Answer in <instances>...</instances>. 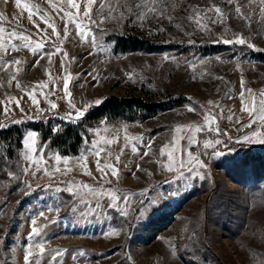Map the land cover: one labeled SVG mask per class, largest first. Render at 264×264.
I'll return each instance as SVG.
<instances>
[{
  "label": "rangeland",
  "instance_id": "374dc122",
  "mask_svg": "<svg viewBox=\"0 0 264 264\" xmlns=\"http://www.w3.org/2000/svg\"><path fill=\"white\" fill-rule=\"evenodd\" d=\"M101 3L106 19L96 24L101 28L100 35L93 25L92 32L82 37L71 22L65 33L64 13L76 12L67 0H30L39 8L31 17L23 0L19 6L15 0H0V26L49 46L35 53L31 48L0 52V59L22 61L6 71L0 68V125H5L0 129L35 115L77 123L113 96L147 101L186 97L188 101L145 122L104 118L93 123L89 141L96 140L111 152L108 162L119 169L118 179L110 170L101 179L97 157L88 153L91 143L78 156L86 154V160L70 158L67 164H57L56 150L44 156L43 148L37 158L45 157L51 176L30 166L24 159L23 146V169L29 170L24 172L22 184L17 189L11 188L10 181L0 184V264H25L29 245L33 264L41 256V264H264V168L244 163L245 152L264 157V143L258 142L264 138V120L256 119L249 127L253 117L241 110L244 89L253 90L257 101L264 98L260 96L264 90V59L252 55H264V2L156 0L153 4V0H97L92 11L97 21ZM79 4L82 14L84 0ZM148 7L157 11H147ZM142 12L145 15L139 18ZM50 24L55 25L59 39ZM129 34L177 45L149 52L117 51L111 36ZM237 38L244 39L245 44L235 43ZM225 40L233 43L226 44ZM11 43L21 45L24 41L13 38ZM205 46L225 49L204 53L201 48ZM13 73L15 78L10 79ZM40 83L46 87L36 88L34 103L28 93L33 92L31 86ZM97 100L101 102L97 104ZM78 111L84 115L77 118ZM208 112L217 117L211 121V131L204 118ZM190 124L204 130L174 131L176 126ZM29 132L37 133L28 128L25 136ZM190 136L194 138L191 145ZM245 136L250 139L244 141ZM105 137L117 142L104 145ZM36 139L38 142V134ZM207 141L211 146L205 147ZM168 153L173 154L172 160ZM181 156L183 166L179 163ZM57 167L59 172L55 171ZM66 169L70 171L63 175ZM66 181H82L94 186L99 194L73 185L77 194L71 195L63 190L69 186ZM40 189L42 193L34 197L32 193ZM82 198L89 203L81 202ZM142 202L145 205L137 210ZM173 210L177 211L174 220L158 233L152 221ZM33 220L40 234L29 240ZM41 242L43 254L38 247ZM53 250L63 253L54 262Z\"/></svg>",
  "mask_w": 264,
  "mask_h": 264
},
{
  "label": "trees",
  "instance_id": "16d2710c",
  "mask_svg": "<svg viewBox=\"0 0 264 264\" xmlns=\"http://www.w3.org/2000/svg\"><path fill=\"white\" fill-rule=\"evenodd\" d=\"M94 32L100 35L99 25L94 26ZM114 40L116 50L121 53L135 51H155L166 47L175 48L177 44L156 43L145 39L144 36L129 34L126 36H111ZM49 49L48 44L44 43ZM204 53L220 52L224 46H205L201 48ZM255 57L264 59V55L253 53ZM188 100L186 97L173 98L167 101H147L140 97L131 96L128 98L110 97L98 108L86 113L82 120L77 123L68 122L61 118L47 119L41 116L19 118L9 127L0 129V184L6 181L11 182V188L17 189L22 184L24 174L23 160L20 150L23 147L25 130L30 128L37 132V146L45 149L44 156L50 150L58 151L62 157H78L86 146L85 139H90L89 129L93 123L104 118L112 121L145 122L155 117L159 112H165L174 107L182 106ZM56 127V128H55ZM244 163L246 165L256 164L264 168V157L248 155L245 152ZM11 173V175H9ZM42 190L32 193L37 197ZM146 202L140 203L137 210L141 209ZM177 211H167L152 221V225L158 233L164 232L168 225L174 220Z\"/></svg>",
  "mask_w": 264,
  "mask_h": 264
},
{
  "label": "snow or ice",
  "instance_id": "6c2138e0",
  "mask_svg": "<svg viewBox=\"0 0 264 264\" xmlns=\"http://www.w3.org/2000/svg\"><path fill=\"white\" fill-rule=\"evenodd\" d=\"M16 4L19 6L22 3V0H15ZM85 2V10L84 12L81 14L79 11V0H67V4L68 6H70L71 8H75L76 12L75 14H73L72 12H65L64 13V19H65V33L67 35V24L69 22L74 23L76 25L77 28V33L78 35L82 36V37H87V35L89 33L92 32V26L96 25L97 23L102 24L104 22V19H106V17L103 16V9L105 8V5L103 3H101L99 5L100 11H101V16L99 21H97L96 19L93 18L92 16V11H93V7L96 5L97 0H84ZM228 3H232L233 0H227ZM262 2H264V0H262ZM24 6L25 8L29 11V16L31 17V15L34 12H39V8L38 6L33 7L30 4V0H23ZM156 3V0H153V4ZM137 7H140V5H137ZM215 8V11L220 14L223 15V13L221 12V9L219 7H216L215 5L213 6ZM147 11H151V12H156L157 9L155 7H148ZM237 11L240 12V7H237ZM196 12V18L198 19L200 16V9L199 7H197L195 9ZM262 13H264V9H262ZM122 15V14H121ZM145 15V13H140L139 14V18H143V16ZM0 18H3V14H0ZM42 19H46V18H42ZM189 19H193V17H189ZM245 19H248L247 17H245ZM47 22V20H46ZM50 26L53 28V34L59 39V32L56 30L55 25L54 24H50ZM202 27H206V25H202ZM7 32V30L3 27L0 26V52H8L9 49L11 50H19L20 48H31L33 53H35L38 49L44 47L43 43H40L39 41L33 42L31 40V37H29L28 35L22 34V33H18L15 30H12L11 32H7L8 38H9V42L6 44L5 40H4V36L5 33ZM13 38H18L21 39L22 41H24V43H22L21 45H16L11 43V39ZM50 39V38H49ZM226 44H231L233 43V41H229V40H225L223 41ZM33 43H35V47H32ZM92 43L93 45H95V36H92ZM235 43L238 44H245V40L242 38H237L235 40ZM250 47H252L251 45H249ZM52 53H49V60L51 57ZM66 55V53H65ZM22 63V61L20 59H13L10 61H5L3 59H0V68L4 69L5 71L7 70V67L11 66V65H20ZM15 73L11 74L10 79H14L15 78ZM243 81H242V87H243ZM17 86L19 87V82H17ZM33 88V92L32 93H28L30 99H33L34 103H36L35 101V90L36 88H44L46 87L45 84L40 83L37 85H33L31 86ZM64 88H65V92L67 93V89H68V82L67 80H65V84H64ZM245 92L248 94L247 97L245 96ZM260 96L264 97V90H261L260 92ZM10 99H15V98H10ZM241 99H242V111H247L249 113L250 116L253 117V120L250 122V124L248 125L249 127L251 126V123H254L256 119L259 120H264V98L260 99L259 101L256 100L255 98V94L253 93V90L251 89H244L241 93ZM101 101L97 100L96 103L99 104ZM17 106H19V101H16ZM209 104L211 105L212 102L209 101ZM52 107H56V105H52ZM216 107H220L219 105H216ZM190 111H195L194 108H190ZM8 112V108H5V113L7 114ZM84 113L82 111H78L77 112V118L83 116ZM71 118V117H69ZM204 118L206 121L209 122L208 124V130L211 131V121H216L217 117L214 113L212 112H208L204 114ZM229 119H231V117H229ZM17 123H19V121H16ZM5 125H0V127H4ZM195 131L197 133L203 131L204 129L202 127L196 126V125H183V126H176L174 128V131L176 133H181V132H192ZM100 129H97L96 132L97 134L99 133ZM105 131H107V129H105ZM216 131H219V128H216ZM253 135H256L255 133H253ZM37 133L35 132H29L26 134L24 141H23V146L25 149V155H24V159L29 161L30 166H35V170H41L43 169L45 171L46 175H52V173L47 171V165L45 162V157L40 155L39 158H37L38 153L42 150V146H37ZM126 139H128L127 135L125 136ZM193 137H188L189 140V145H191L193 143ZM244 141H247L250 139L249 136H245L242 138ZM117 142L115 139H109L107 137H105L103 144L104 145H108L110 146L112 143ZM260 143H264V138H260L259 141ZM85 144H89L91 143L92 147L88 149V153L93 154L97 157L96 160V166H97V171L101 172V179L106 178L108 171H111V174L116 177L117 179L119 178V169L116 168L114 165H112L111 163L108 162V160L111 159V152L108 151L107 147H101L100 144L96 141H89L88 139L84 140ZM172 143H175V140L172 141ZM216 143H221V141H216ZM211 146V142L207 141L205 143V147H209ZM148 147H151V145H149ZM133 151H135V148H133ZM181 152H183V149H181ZM101 153H104L105 156H102ZM123 153V149L121 151V154ZM147 153H145L146 155ZM164 149H161V155H164ZM169 155V159L172 160L173 154L172 153H168ZM190 156V153H189ZM107 157V159L105 158ZM55 159L57 161V164L59 163H65L67 164L69 162L68 157H60V155L57 153L55 154ZM77 161L79 162L80 159H85L86 160V154H82L81 157L76 158ZM104 160V165L103 167H101V161ZM116 163L118 164L120 161V156L117 155L115 157ZM180 165L183 166V164L185 163L183 156H181L180 158ZM29 169L25 168L24 172L26 173ZM35 170L33 171V175H35ZM169 170H171V166H169ZM56 172H59L60 169L59 167H57L55 169ZM70 171V169H66L64 173H62L63 175H67V172ZM85 174L91 176V172H86ZM9 175H11V173H9ZM67 185H69L67 188L63 189L65 191H68L69 194L71 195H76L77 192L73 191V185L78 186V188H84L87 189L89 194H99L97 193V190L94 186L92 185H86L84 182H77V181H66L65 182ZM110 183V182H109ZM29 188H31V185H28ZM57 190H61L59 188H57ZM104 189H100V192H103ZM115 189H111V192H115ZM110 198L112 199H116L117 197L111 196ZM127 199V198H125ZM81 202L87 204L89 203L88 201L81 200ZM44 214L41 213V216H43ZM33 224V228H32V233L29 235L28 239L32 240L34 236H38L40 234V230L35 227V220L32 221ZM115 234V233H114ZM41 254H43L44 252V247H43V243L41 242L38 245ZM55 252V254L52 256V261H56V258L58 255H62L63 253L60 252L59 250H53ZM67 251V250H64ZM32 255V247L31 245H29L26 249H25V256H24V260H25V264H33L32 261H30L29 257ZM80 255H83V252L80 253ZM43 257L41 256V259ZM73 260L76 259V256L72 257ZM41 259H38L35 261V264H41Z\"/></svg>",
  "mask_w": 264,
  "mask_h": 264
}]
</instances>
